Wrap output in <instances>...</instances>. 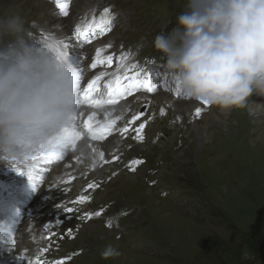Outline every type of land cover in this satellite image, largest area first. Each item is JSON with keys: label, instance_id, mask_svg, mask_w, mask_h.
Instances as JSON below:
<instances>
[{"label": "rangeland", "instance_id": "374dc122", "mask_svg": "<svg viewBox=\"0 0 264 264\" xmlns=\"http://www.w3.org/2000/svg\"><path fill=\"white\" fill-rule=\"evenodd\" d=\"M161 1L66 3L68 15L62 23H70L71 40L76 36L74 23H83V13L107 8L113 23L100 42L105 53L115 59L122 53L136 61L138 69L149 65L146 69L157 81L154 91L146 92L142 99L145 103H135L133 94L116 107L120 117L114 122L119 132L114 133L111 124V135L92 167L78 147L46 168L49 177L38 190L45 192L48 185L51 189L44 197L45 207L39 202V193L35 194L36 215L55 214L61 224H51L50 219L39 223L43 244L53 254L82 250L77 262L67 258L64 264H264V136L256 137L264 129V112L256 114L257 108L251 109V104L242 111H222L183 94L175 77L172 81L164 73L168 72L164 61H157L152 39L158 27H164V32L176 27V17L185 10L187 0H167L173 6H162ZM49 4L50 0H0V17L17 13L23 21L53 26L56 22L45 6ZM92 74L85 66L83 77L90 79ZM250 98L264 104V97ZM133 115L140 116L134 119ZM77 153L81 159L75 165ZM120 154L127 158L115 163ZM130 157L136 166L127 171ZM9 163L14 162L0 159V171ZM16 169L29 181L25 163H16ZM54 169H64L66 175L60 182L50 176ZM77 187H86L93 195L89 207L80 202L77 210L86 212L89 219L92 214L100 215L98 223H89L81 231L70 219L76 210L73 201L85 199L83 194H73ZM66 199L68 206L55 211V201ZM105 205L109 209L103 210ZM114 214L124 215V227L105 230L106 225L112 227ZM71 228L75 232L70 235ZM116 232L120 234L116 236ZM106 245L117 248L120 255L102 259L100 252Z\"/></svg>", "mask_w": 264, "mask_h": 264}, {"label": "clouds", "instance_id": "9594fccd", "mask_svg": "<svg viewBox=\"0 0 264 264\" xmlns=\"http://www.w3.org/2000/svg\"><path fill=\"white\" fill-rule=\"evenodd\" d=\"M38 32L17 13L0 17V159L19 164L77 147L81 135L78 67L54 35ZM152 47L185 96L264 112L249 99L264 97V0H187L176 27L157 33ZM78 147L86 152V142ZM119 255L112 245L100 252Z\"/></svg>", "mask_w": 264, "mask_h": 264}, {"label": "snow or ice", "instance_id": "6c2138e0", "mask_svg": "<svg viewBox=\"0 0 264 264\" xmlns=\"http://www.w3.org/2000/svg\"><path fill=\"white\" fill-rule=\"evenodd\" d=\"M56 7L60 10V12L67 16L68 12H67V4L66 3H62L61 0H57L56 3ZM108 9L105 8L104 9V13H105V17H103L101 19V23L97 24L96 27L100 29L101 32L106 30V26L110 24V20L107 19V13H108ZM103 25V26H102ZM79 31V30H78ZM58 50L60 51V54L63 55L65 58H69L71 57V51L68 49V46L66 43H62L59 41V46H58ZM101 49L97 48L96 49V57H100L101 55ZM103 63H107L109 66H111L112 63V57L108 56L106 60H94L91 64L90 67L91 68H96L97 64H103ZM79 75L81 76L82 71L80 69H78ZM104 74L101 73L99 76H96L95 79L93 80H89L86 84V86H84L83 88H81L80 86V92H79V97L81 101L87 102L88 106H90L91 108H99L102 107L103 105L107 104V105H112L116 103V100L112 98V95L115 94H120L123 95V93L120 91V87H121V80L120 77L116 78L115 84L116 87L114 88L112 83H107L103 86V88H101L99 81H101V78ZM139 74H136L133 77H126V79H130L132 81V83L129 84V89L131 88H137V87H142L144 90H146L149 93H152L154 91V87L151 83V81L149 79H144V80H139L137 79ZM106 88L109 90L110 95L108 99H103L101 94L103 92V89ZM94 94L95 97L94 98ZM202 104H204L205 106L208 105V103L206 101H201ZM196 114L199 115L200 114V109L197 108L196 109ZM93 117L91 115H89L87 117L86 120H84V127L89 131L93 133V138H97L95 135V131L93 129V126L91 124ZM135 119V118H134ZM111 127L110 123H106L104 124V126L102 128H99V132L101 135H103V133L107 132L109 130V128ZM140 129L144 128V124H140L139 126ZM139 131V129L137 130ZM81 138V135H80ZM72 150H75V145L72 146ZM39 154V153H38ZM36 154L34 156H32L30 158L31 161H36L39 158V155ZM49 156H56L58 155V152L52 151V152H48ZM29 182L36 184V178L33 175V171H28L27 173H24ZM91 187V185L89 186ZM81 200H83V197L81 198ZM66 211H72V209H65ZM37 264H39V262H37Z\"/></svg>", "mask_w": 264, "mask_h": 264}, {"label": "bare ground", "instance_id": "6f19581e", "mask_svg": "<svg viewBox=\"0 0 264 264\" xmlns=\"http://www.w3.org/2000/svg\"><path fill=\"white\" fill-rule=\"evenodd\" d=\"M80 2V1H79ZM88 2V1H87ZM43 5V4H42ZM45 6H47V5H45ZM44 9V8H43ZM46 13V12H45ZM49 14V13H48ZM47 15V14H46ZM52 20H53V18H52ZM54 21V20H53ZM45 22V21H44ZM54 25V24H53ZM74 47V45L71 43V48H73ZM97 48H99V45L98 44H96V45H94V49H97ZM258 95H255V94H253L251 97L252 98H256ZM251 99V98H250ZM259 99V98H258ZM260 101V100H259ZM253 102H254V100H253ZM262 102V101H261ZM252 105V104H251ZM255 105H252V107H251V109L254 107ZM196 107V106H195ZM97 110H99V109H97ZM106 110L107 109H102L101 111H98V112H96V113H100V112H102V113H104V112H106ZM189 110V109H188ZM214 110V109H213ZM93 110L92 109H84V108H81V111H80V114L81 115H85V114H87L88 112H92ZM223 111V110H222ZM237 113V112H236ZM252 114V113H251ZM257 114V113H256ZM227 115V114H226ZM228 118V117H227ZM212 119V118H211ZM215 119V118H214ZM226 118H224V120H225ZM217 120V119H216ZM221 120V119H220ZM227 120V119H226ZM209 123V122H208ZM207 125V124H206ZM227 125V124H226ZM231 125V124H230ZM217 126H218V123H217ZM222 126V125H221ZM228 126V125H227ZM232 126V125H231ZM244 127V126H243ZM202 128V127H201ZM200 128V129H201ZM224 128H227V127H224ZM229 128V127H228ZM204 129V128H203ZM208 131H210V130H208ZM248 131V130H247ZM259 131V130H258ZM254 132H255V130H254ZM199 133V132H198ZM203 133V132H202ZM259 135L258 136H256L257 138L258 137H261L262 135L264 136V129H263V131L261 132V134H260V132L258 133ZM202 135V134H201ZM207 135V134H206ZM209 135V134H208ZM257 138H255L254 139V141H253V143L254 142H256V140H257ZM264 138H261V140H263ZM262 142V141H261ZM113 144V143H112ZM86 145H87V148H88V151L91 153V152H93V151H95L96 149H95V147H93L92 145H90V144H88V143H86ZM73 157V156H72ZM76 158H75V160L73 161V163L76 165V160L80 157V154L78 153V154H76V156H75ZM69 158V157H68ZM81 159V158H80ZM79 159V160H80ZM71 161V160H70ZM72 162V161H71ZM80 162V161H79ZM55 170V169H54ZM61 170V169H60ZM50 171H52V170H50ZM49 171V172H50ZM67 172V171H66ZM50 176H51V174H50ZM48 177H49V175H48ZM51 178V177H50ZM50 180V179H49ZM54 180V179H53ZM52 182H54V181H52ZM4 257L6 258V259H9V258H14V253H13V250L12 249H10L9 250V252H7V253H5L4 254Z\"/></svg>", "mask_w": 264, "mask_h": 264}]
</instances>
